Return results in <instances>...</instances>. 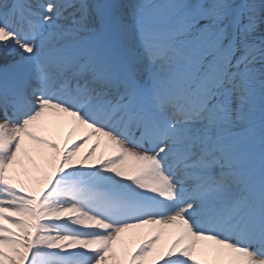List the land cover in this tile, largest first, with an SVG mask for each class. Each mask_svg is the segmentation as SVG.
Returning <instances> with one entry per match:
<instances>
[{"label": "snow or ice", "instance_id": "obj_1", "mask_svg": "<svg viewBox=\"0 0 264 264\" xmlns=\"http://www.w3.org/2000/svg\"><path fill=\"white\" fill-rule=\"evenodd\" d=\"M264 0H0V264H264Z\"/></svg>", "mask_w": 264, "mask_h": 264}, {"label": "rangeland", "instance_id": "obj_2", "mask_svg": "<svg viewBox=\"0 0 264 264\" xmlns=\"http://www.w3.org/2000/svg\"><path fill=\"white\" fill-rule=\"evenodd\" d=\"M262 29H264V26H262Z\"/></svg>", "mask_w": 264, "mask_h": 264}]
</instances>
